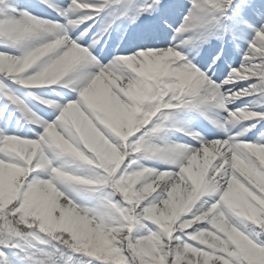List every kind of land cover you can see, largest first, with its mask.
<instances>
[{
  "label": "snow or ice",
  "instance_id": "6c2138e0",
  "mask_svg": "<svg viewBox=\"0 0 264 264\" xmlns=\"http://www.w3.org/2000/svg\"><path fill=\"white\" fill-rule=\"evenodd\" d=\"M0 264H264V0H0Z\"/></svg>",
  "mask_w": 264,
  "mask_h": 264
}]
</instances>
